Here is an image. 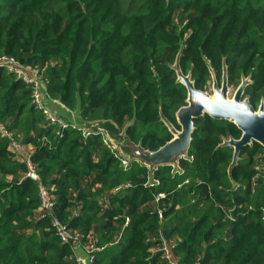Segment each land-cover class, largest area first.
Returning a JSON list of instances; mask_svg holds the SVG:
<instances>
[{"label": "trees", "instance_id": "obj_1", "mask_svg": "<svg viewBox=\"0 0 264 264\" xmlns=\"http://www.w3.org/2000/svg\"><path fill=\"white\" fill-rule=\"evenodd\" d=\"M38 71L46 94L85 121H113L136 145L157 151L173 136L187 89L221 78L264 88V0H0V58ZM32 87L0 67V264H79L41 210L54 215L91 264H264V148L220 147L241 132L195 121L188 158L152 174L125 167L102 135L51 124ZM253 93L250 103L254 102ZM253 99V100H252ZM4 131L6 134H4ZM17 142L20 149H14ZM41 182L26 179V159ZM236 184H235V183Z\"/></svg>", "mask_w": 264, "mask_h": 264}, {"label": "water", "instance_id": "obj_2", "mask_svg": "<svg viewBox=\"0 0 264 264\" xmlns=\"http://www.w3.org/2000/svg\"><path fill=\"white\" fill-rule=\"evenodd\" d=\"M176 71L178 82L187 89V105L181 107L176 114L179 131L174 125L162 119L173 138L154 152L143 149L141 144L133 143L127 135V127L121 130L113 121L83 120L80 107L74 111L70 110L61 101L50 98L46 94L45 86L43 87L44 103L51 113L64 119L74 129L82 131L84 135H102L117 156L128 162V167L136 161L146 167L149 174L161 166H172L176 171L178 170V160L188 158V151L196 131L195 121L206 116L213 120L232 123L241 132L239 139L224 140L220 146L234 149L231 168L238 164L244 148L253 147L255 143L264 148V108L256 112L251 103L243 99L249 87L247 82L239 86L233 99H229V82L224 74L221 87L214 82V97H211L196 89L191 75H184L179 67ZM75 256L81 264H91L82 248L76 250Z\"/></svg>", "mask_w": 264, "mask_h": 264}, {"label": "built area", "instance_id": "obj_3", "mask_svg": "<svg viewBox=\"0 0 264 264\" xmlns=\"http://www.w3.org/2000/svg\"><path fill=\"white\" fill-rule=\"evenodd\" d=\"M0 67H4L8 72L13 73L18 80H21L25 84L30 85L32 87V91H33L32 104L40 113H42L45 116V118L51 124L63 128L72 127L64 119L59 118L55 116L53 113H51L50 110L46 107L43 96L44 85L43 83H41L40 76L37 70L31 69L29 67H25L21 63L17 62L15 59L6 58V57L0 58ZM4 134H6L5 131ZM84 136H88V135H84ZM12 147L14 149H20V146L17 144V142H12ZM26 164H27L26 179L34 183H40L41 182L40 176L38 174L35 164L30 159V154L27 156ZM122 164L126 168L129 166L128 162L125 160H122ZM39 201H40L41 210L45 211V215L50 217L52 221L51 223L52 227L54 228L56 234L61 238L62 243L69 245L73 250L74 254L76 250L82 248L89 257L90 263H92L93 252L95 251V249H93L92 247L91 248L81 247L79 245L78 240L71 234L69 230H67V228L59 221V219H57V217L54 215V210H53L55 203L54 198L50 194L47 187L43 184H40L39 187ZM172 247H173L172 242L163 240L162 242L163 257L168 264H177L172 257V250H171ZM77 260L79 264H81L78 258Z\"/></svg>", "mask_w": 264, "mask_h": 264}, {"label": "rangeland", "instance_id": "obj_4", "mask_svg": "<svg viewBox=\"0 0 264 264\" xmlns=\"http://www.w3.org/2000/svg\"><path fill=\"white\" fill-rule=\"evenodd\" d=\"M211 72H212V76H211L212 81L209 83L208 87H206L204 90H200V91H203V92L207 93L208 95H210L211 97H214V82H216L218 84V86L221 87L224 74L227 76V80L229 82V69L227 67V63L225 62L223 65L221 78L218 79L217 75L213 71H211ZM191 79H192V77H191ZM245 82H247L249 84V88L251 86H253L252 90L253 91L255 90V87H256L255 81L250 77V75L244 76L239 83H237V82L231 83V84L229 83L228 98L233 99L237 89L239 88V86H241ZM253 91H252V93H253ZM252 93L249 95H247L245 93L243 99L248 100L250 102L251 98H252ZM253 95H254L253 96L254 102H252L251 106L255 109L256 112H259L260 109L264 108V88H258L253 93ZM177 130L179 131L178 128H177Z\"/></svg>", "mask_w": 264, "mask_h": 264}]
</instances>
